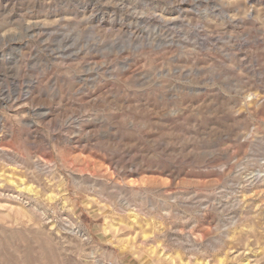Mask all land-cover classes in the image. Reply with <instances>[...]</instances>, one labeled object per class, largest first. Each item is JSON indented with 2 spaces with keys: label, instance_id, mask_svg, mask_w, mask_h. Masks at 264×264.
Listing matches in <instances>:
<instances>
[{
  "label": "rangeland",
  "instance_id": "obj_1",
  "mask_svg": "<svg viewBox=\"0 0 264 264\" xmlns=\"http://www.w3.org/2000/svg\"><path fill=\"white\" fill-rule=\"evenodd\" d=\"M0 264H264V0H0Z\"/></svg>",
  "mask_w": 264,
  "mask_h": 264
}]
</instances>
